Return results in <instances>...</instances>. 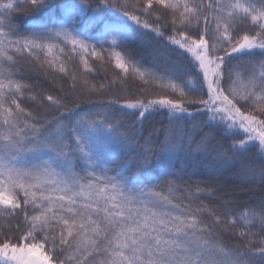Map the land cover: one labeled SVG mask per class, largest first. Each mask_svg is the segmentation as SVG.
Here are the masks:
<instances>
[{"label": "snow or ice", "instance_id": "6c2138e0", "mask_svg": "<svg viewBox=\"0 0 264 264\" xmlns=\"http://www.w3.org/2000/svg\"><path fill=\"white\" fill-rule=\"evenodd\" d=\"M0 264H264V0H0Z\"/></svg>", "mask_w": 264, "mask_h": 264}, {"label": "trees", "instance_id": "16d2710c", "mask_svg": "<svg viewBox=\"0 0 264 264\" xmlns=\"http://www.w3.org/2000/svg\"><path fill=\"white\" fill-rule=\"evenodd\" d=\"M3 2H7V0H3ZM94 42V41H93ZM17 60L19 61L20 65L24 66L25 68L28 66V58L27 54H17ZM78 57H74L72 61L69 62V66L72 67L73 65H78ZM90 63H93V66L97 69V74L95 75L96 80H103L105 76H107L108 79L112 78L113 75V67L111 65H108L105 63L103 66L100 64L98 61H92L90 60ZM235 63V62H234ZM92 79V77H89ZM112 94L121 96V97H131L133 95L138 94V86L134 84L132 81H128L126 84H121L120 82H117L112 86ZM82 109L84 111H89V110H95L93 109L91 104H83L81 105ZM162 117L156 116L153 122L160 121ZM166 122V121H165ZM150 123L146 122L144 125V135H147L148 131L150 130ZM157 127H159V124L157 123ZM225 146H227L230 141H225ZM251 155V153H249ZM205 163H195L192 159H189L186 162V166L184 168V178L188 179L191 177L192 181H198L208 174V170L205 167ZM214 176L216 174H213ZM222 182L223 181H233L236 182L239 178L235 177L232 173L230 172H224L219 175L218 177Z\"/></svg>", "mask_w": 264, "mask_h": 264}]
</instances>
